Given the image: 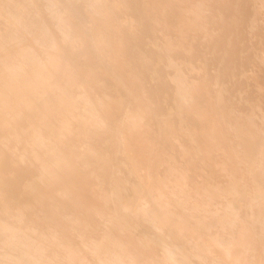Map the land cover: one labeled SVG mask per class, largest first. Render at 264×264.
Masks as SVG:
<instances>
[{"label":"bare ground","instance_id":"obj_1","mask_svg":"<svg viewBox=\"0 0 264 264\" xmlns=\"http://www.w3.org/2000/svg\"><path fill=\"white\" fill-rule=\"evenodd\" d=\"M227 2L0 0L1 142L31 122L38 166L14 207L0 196V213L30 222L21 229L0 221V264H264V110L256 102L241 112L225 72L242 21L249 34L264 22V0H244L247 9L235 0L231 16L219 18L216 34L231 30L209 70L216 35L197 37ZM143 19L154 59L138 50ZM256 58L259 69L264 49ZM160 64L174 85L163 118L142 81ZM251 79L264 96L257 74ZM168 141L203 166L192 185L187 173L172 180L174 169L154 170L152 154ZM129 148L143 158V173L126 167ZM66 174L74 180L64 185ZM48 215L63 224L61 234Z\"/></svg>","mask_w":264,"mask_h":264},{"label":"rangeland","instance_id":"obj_2","mask_svg":"<svg viewBox=\"0 0 264 264\" xmlns=\"http://www.w3.org/2000/svg\"><path fill=\"white\" fill-rule=\"evenodd\" d=\"M225 6L217 5L214 9V14L207 19L206 23L202 26L197 40L207 38L212 34L216 36L212 37V45H216L218 48L217 58L209 62L208 68L212 70L214 67L220 64V58L224 47L225 41L230 33L231 28L225 29L223 34H216L220 30L219 18H229L232 14V8L235 0H228ZM244 8L247 9L248 4L243 0ZM129 14V12H127ZM125 13L121 10H117V16L119 19L123 18ZM79 28V25H78ZM119 29V28H118ZM80 31V30H79ZM141 37L138 43V50L145 52L151 58H155L156 48L153 45V36L149 32L146 20H142L141 24ZM239 39L235 42L232 52L230 54L229 62L226 64V74L229 77L228 87L234 98H237V108L245 113L249 111V106L253 103L259 102L262 109L264 110V96H261L256 84L251 79L253 73L257 74V81L260 87L264 88V65L258 69V60L256 58L257 52L264 49V22L251 33H248L246 20L242 21L239 29ZM125 40L129 38L128 33L123 34ZM155 41L161 42L160 35L156 36ZM86 48H83L76 52V60L79 62L83 61L82 51L85 52ZM5 52H0V55H4ZM200 59L199 56L194 55L191 60L197 62ZM155 62V61H153ZM91 65L92 71L96 70V64L87 62ZM158 71L157 75L151 74L148 70L142 74V81L144 89L150 95L154 105L155 111L158 117L163 118L167 115L169 109L173 107L171 101V94L173 92L174 85L168 76V71L163 70L162 65H156ZM96 75V72L94 73ZM97 77L100 78L97 73ZM80 80V79H77ZM110 83L109 80H106ZM122 91V90H121ZM121 93V92H120ZM122 94V93H121ZM241 96L242 99H238ZM65 102V101H64ZM249 103V104H248ZM172 125H176L177 122L172 118ZM30 120L28 121V123ZM190 123V122H189ZM31 122L26 127L27 130L18 132L17 134H11L10 138L6 143H2L1 139L3 135H6L2 131L0 126V196L3 199L5 205L14 207V203L17 201L20 193L23 191V184L29 182L35 178L38 173V166L33 162V152L31 150L29 139L32 136V132L29 129ZM152 131L149 132L150 138H156V132L154 131L155 126L152 127ZM43 137L48 138V134L43 132ZM108 135V127L103 130L100 134L101 138L104 139ZM74 134L63 135L64 139H71ZM59 150H63L60 146ZM129 163L126 167L133 166L139 170V173H143L144 165L143 158L138 154L134 153L129 148ZM152 158L154 161V170L159 176H166L169 170L174 169V173L171 179L179 178L180 174L187 173L185 184L192 185L196 179L195 172L203 170V166L197 160L188 159L185 160L175 147H172L168 142L158 148L153 154ZM122 160H125V156H121ZM74 180V176L71 174L62 175V183H70ZM13 209H11L12 211ZM49 216V215H48ZM50 217V216H49ZM48 218L49 224L55 227L58 234H61L63 224L59 220L54 218ZM0 221L14 226L17 228L25 229L30 225L27 217L23 220L18 221L9 215V212L0 213ZM33 250H31V253ZM43 264L47 262V258L43 257Z\"/></svg>","mask_w":264,"mask_h":264}]
</instances>
